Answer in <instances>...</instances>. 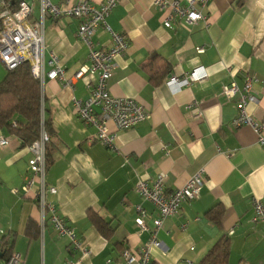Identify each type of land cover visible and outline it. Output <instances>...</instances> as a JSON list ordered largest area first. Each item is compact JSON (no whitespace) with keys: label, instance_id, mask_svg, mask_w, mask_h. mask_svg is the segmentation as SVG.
<instances>
[{"label":"crops","instance_id":"obj_1","mask_svg":"<svg viewBox=\"0 0 264 264\" xmlns=\"http://www.w3.org/2000/svg\"><path fill=\"white\" fill-rule=\"evenodd\" d=\"M50 1L64 6L79 0ZM167 13L155 0H119L106 17L109 28L123 33L128 43L115 59L108 90L134 99L147 113L128 129L107 122V131L114 134L112 146L95 138L96 127L78 117L72 102L89 95L92 77L72 86L57 79L43 82V116L53 129L46 184L56 188L47 201L75 230L88 254L56 234L48 216L39 225L32 193L11 191L22 184L31 152L0 127V136L9 139L0 146V231L7 235L9 250L23 256V264H119L123 249L137 250L150 237L136 225L135 206L146 210L149 227L157 216L135 185L139 179L151 183L161 172L166 191L196 172H202L203 186L195 199L182 202L176 214L163 220L160 246L150 250L151 264H196L222 236L229 238L227 264H264V222L252 221L253 199L264 200V150L249 125L232 124L238 97L222 94L224 85L234 81L241 86L246 75L254 74L257 100L247 105V113L264 124V0H211L202 9L203 19L187 25L174 18L171 28L163 25ZM33 16H38L37 4ZM77 25L70 16L45 19V71L51 68V53L66 78L86 63L87 47L77 37ZM92 41L95 47H109L110 34L98 28ZM196 66L206 71L203 80L176 92L166 85L170 76L182 77ZM6 71L0 62V81ZM191 102L198 104L201 117L187 107ZM214 207L221 209L218 222L208 213ZM89 213L108 222L112 231L107 237Z\"/></svg>","mask_w":264,"mask_h":264},{"label":"built area","instance_id":"obj_2","mask_svg":"<svg viewBox=\"0 0 264 264\" xmlns=\"http://www.w3.org/2000/svg\"><path fill=\"white\" fill-rule=\"evenodd\" d=\"M155 0L161 8L168 9L163 20L166 28L173 26L174 18L181 19L185 24L192 25L203 19L202 9L211 0ZM119 0H101L97 4L89 0H79L75 3L66 1L64 6L53 4L50 0H0V62L6 70H11L23 62H28L32 75L39 80L42 89L45 78L57 79L65 86H72L76 80L84 76L93 78L89 95L84 99L72 98L75 112L85 123L96 127L95 138L106 146H112L114 134L107 131V122L112 121L117 129H128L143 120L147 113L138 102L128 97H117L108 90V80L116 66L115 59L125 53L127 49L126 36L121 32L112 31L106 22V17L118 4ZM34 4L38 6V16H33ZM62 16L74 17L78 20L77 37L87 47V61L83 63L71 77L66 78L64 69L59 65L57 56L50 54L51 68L45 71L44 65V22L46 18L58 19ZM103 28L110 34L109 47H95L92 41L96 30ZM202 51L201 47L197 48ZM206 71L202 66H196L186 75L170 76L166 85L172 92H176L181 86L201 81L206 77ZM256 76L246 75L239 86L232 81L222 88V94L231 99L238 97V114L233 119L235 127L249 125L257 135V141L264 150V124L255 121L247 113V105L256 102L254 84ZM42 95V91H41ZM195 117H201V112L196 102L187 106ZM43 97L41 100V114L43 121ZM98 109L99 111H97ZM15 125V122L12 123ZM48 136L43 127L39 138L28 145L31 157L28 160V170L22 184L18 188H12V192L32 193L36 201L42 227L48 216L54 232L69 239L74 250H80L88 254L75 230L66 224L65 220L56 213L54 207L47 201L48 194L56 193L54 186L46 184V170L48 167L46 158V143ZM9 144L8 137L0 136V146ZM165 174L159 173L156 178L148 183L139 179L135 185L136 193L143 200L154 205L157 216L152 219V227H149L145 218L147 212L142 206L137 205L136 225L140 232H149V239L137 250L125 248L121 252L119 264H151L150 250L159 247L158 231L165 218L176 214L182 202L195 199L203 186L202 172H196L189 176L186 182L172 191H166L164 187ZM35 188V189H34ZM252 221L264 222V200L253 199ZM232 233V231H230ZM23 256L13 250H9L7 235L0 231V264H23ZM65 264H72L66 261Z\"/></svg>","mask_w":264,"mask_h":264},{"label":"trees","instance_id":"obj_3","mask_svg":"<svg viewBox=\"0 0 264 264\" xmlns=\"http://www.w3.org/2000/svg\"><path fill=\"white\" fill-rule=\"evenodd\" d=\"M41 88L39 80L30 70L28 62L7 70L0 81V127L7 129L21 140V146L30 145L39 138L41 127L44 128L48 141L46 158L49 165L51 155L48 144L53 129L47 117L41 114ZM46 111V108H43ZM15 122V125L12 123ZM221 209L214 207L208 211L211 219L218 222ZM92 224L103 236L112 231L108 222L95 213H89ZM230 252L229 238L220 237L196 264H227Z\"/></svg>","mask_w":264,"mask_h":264}]
</instances>
